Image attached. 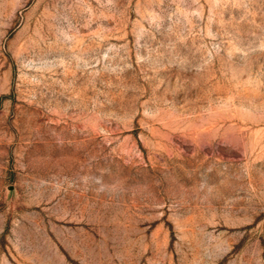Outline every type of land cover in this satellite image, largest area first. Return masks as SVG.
Returning <instances> with one entry per match:
<instances>
[{"label": "rangeland", "instance_id": "374dc122", "mask_svg": "<svg viewBox=\"0 0 264 264\" xmlns=\"http://www.w3.org/2000/svg\"><path fill=\"white\" fill-rule=\"evenodd\" d=\"M0 264H264V0H0Z\"/></svg>", "mask_w": 264, "mask_h": 264}]
</instances>
